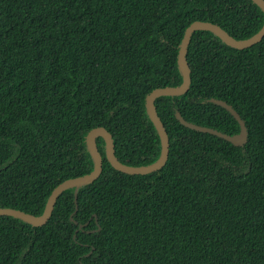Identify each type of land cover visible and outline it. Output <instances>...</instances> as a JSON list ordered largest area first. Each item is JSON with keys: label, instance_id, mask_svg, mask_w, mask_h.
<instances>
[{"label": "trees", "instance_id": "obj_1", "mask_svg": "<svg viewBox=\"0 0 264 264\" xmlns=\"http://www.w3.org/2000/svg\"><path fill=\"white\" fill-rule=\"evenodd\" d=\"M196 22L236 40L264 27L253 0H0V208L42 216L62 183L92 173L88 134L113 137L129 167L155 164L162 141L146 106L178 87ZM187 93L155 108L170 151L129 175L107 160L93 183L62 192L48 222L0 215V264H264V38L238 49L195 31ZM242 146L184 126L234 136Z\"/></svg>", "mask_w": 264, "mask_h": 264}, {"label": "water", "instance_id": "obj_2", "mask_svg": "<svg viewBox=\"0 0 264 264\" xmlns=\"http://www.w3.org/2000/svg\"><path fill=\"white\" fill-rule=\"evenodd\" d=\"M253 1L256 4H258L264 11V0H253ZM199 30L211 31L216 35H218L227 45L238 49H244L254 46L257 43L261 42L264 38V27L258 34L247 40H236L233 37H231L229 34H227L225 31H223L219 26L210 23L196 22L187 29L178 56L179 66L184 78L183 83L178 87L160 88L153 91L148 96L146 102L148 113L154 125L156 126L162 141V155L155 164L146 167H129L121 164L115 156V145L112 135L104 128L94 129L88 134L87 137V145L95 162V169L92 173L75 179L68 180L62 183L60 186H58L50 196L47 207L42 216L39 217L32 216L18 210L3 209V208H0V215L13 216L21 220H24L30 224H33L34 226L45 225L50 219L55 203L62 192L72 187H76V192H77L79 187L93 183L100 177L103 170V158L97 146V138L99 137L104 138L106 142V150H107L106 155L108 162L111 164L113 168H115L120 172L129 175H145L155 172L161 169L163 166H165L169 157L170 143L166 129L163 123L161 122L157 110L155 108V101L162 96H179L188 92L191 85V72L187 63L186 56L191 41V37L195 31H199ZM217 104L226 108L237 119V121L241 126V130L239 134L234 136H229L211 128L202 127L189 123L180 115L178 116V118L184 126L190 129L219 136L231 142L235 146L244 145L247 141V129L244 121H242L239 114H237V112L227 103L218 101Z\"/></svg>", "mask_w": 264, "mask_h": 264}]
</instances>
